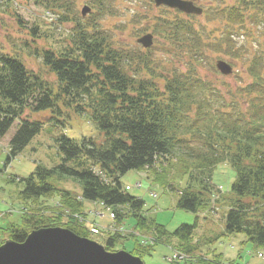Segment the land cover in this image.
Instances as JSON below:
<instances>
[{
  "label": "trees",
  "instance_id": "16d2710c",
  "mask_svg": "<svg viewBox=\"0 0 264 264\" xmlns=\"http://www.w3.org/2000/svg\"><path fill=\"white\" fill-rule=\"evenodd\" d=\"M25 1L56 12L60 23L72 29L61 48L42 49L43 63L57 82L35 73L17 55H0V139L19 122L8 161L44 124L25 117L27 111L61 112L59 104L74 106L90 113L104 139L57 140L62 161L52 168L38 165L23 179L20 199L27 208L22 224L11 225L9 239L24 242L31 231L47 227L92 239L80 220L86 217L85 200H91L112 208L117 227L127 219L135 222L126 235L108 233L102 244L109 251L133 240L130 252L142 259L165 244L197 264H225L222 255L208 257L206 242L195 238L198 220L169 232L146 214L144 200L131 195L121 179L130 171L145 172L168 191L176 190L178 179L185 185L177 190V208L200 214L221 192L213 183L214 169L230 163L236 180L223 235L244 234L264 250V0H212L204 13L206 24L201 16L185 17L169 8L157 17L137 13V20H145L161 40L160 48L149 49L123 45L105 27L106 16L115 14L109 0H90L95 10L85 18L76 0ZM38 29H31L33 36L39 37ZM256 32L263 42L254 49ZM223 57L240 68L233 84L216 68ZM69 180L80 185L81 195L62 186ZM55 198L57 206L47 204ZM135 231L154 242L143 244Z\"/></svg>",
  "mask_w": 264,
  "mask_h": 264
},
{
  "label": "rangeland",
  "instance_id": "374dc122",
  "mask_svg": "<svg viewBox=\"0 0 264 264\" xmlns=\"http://www.w3.org/2000/svg\"><path fill=\"white\" fill-rule=\"evenodd\" d=\"M77 11L82 14L84 7H89L91 13L95 10L90 0H76ZM115 6V14L107 15L104 25L113 29L116 34V40L123 42V45L137 46V40L147 33L154 35V48L161 47V40L158 38L151 27L145 26V20H137V13L149 16H160L166 14L162 8L156 7L154 0H109ZM200 6L206 10L212 0H198ZM217 2L213 1L216 5ZM173 11V9H170ZM175 11V10H174ZM188 17L185 14H182ZM200 21L206 24V18L201 16ZM22 20V22H20ZM0 55L8 53L17 55L26 65L35 73L41 74L50 82H57L56 75L50 72L44 65L42 59V49H59L68 40L72 24L60 23L59 15L51 10H47L32 1L25 0H0ZM214 24V23H212ZM37 26L39 37L33 36L31 29ZM150 26V25H149ZM251 39V38H250ZM264 39V38H263ZM260 32L252 36L253 48L258 47L259 42H263ZM250 40V41H251ZM141 47V46H140ZM142 48V47H141ZM144 49V48H143ZM158 51V49H156ZM230 62L229 58H224ZM240 68H235L234 71ZM233 75L227 77L228 83H234ZM60 111L47 110L40 113L27 111L25 117L44 122L42 129L36 135L31 143L15 158L8 161L10 153V140L18 129V121L0 139V233L1 239L9 240L11 225H21L24 210L27 203L20 199V193L24 190L25 183L23 179L28 178L35 172L38 165H45L52 168L62 161V153L58 148L57 140L62 136L74 139L83 137H93L99 143H102L104 134L99 131L97 126L91 121L90 113L80 112L73 106L71 108L64 104H59ZM213 183L221 190L213 197L211 209L200 214L177 208V190L180 185L184 187L185 183L177 180L174 185L175 191H168L164 185L156 183L153 177L145 172L130 171L125 174L121 181L124 187H128V192L145 202V212L149 217L167 227L171 233L176 231L181 225H194L198 220V226L195 231V238L206 242L204 246L208 257L222 255L223 262L228 264L235 262L237 264H264V259L258 254L264 250L258 249L244 234L223 235L225 233V217L232 204V185L236 180V170L230 163H221L214 169ZM141 187H137L138 184ZM184 183V184H183ZM69 190L81 195L80 185L72 180L62 184ZM156 195V196H155ZM52 207L57 206L58 198L47 202ZM86 217H81V221H87V226L91 224L100 225L103 230L115 232L109 214L100 216L105 208L91 200H85ZM88 218V220H87ZM96 225V226H97ZM135 222L133 219H127L124 227L127 231L122 234H128L134 230ZM108 226V227H107ZM106 227V228H105ZM136 232V231H135ZM138 236L140 234L136 232ZM107 234L101 236L91 235V238L102 244ZM141 240L153 241L148 235L140 236ZM0 239V243H1ZM143 241V244L148 242ZM176 241H173V243ZM174 243V244H175ZM134 247L133 240L125 242L124 245H118V250L127 249L132 251ZM174 245L158 244L151 256L143 258L145 264H170L169 260L177 253ZM202 256L200 259L204 258Z\"/></svg>",
  "mask_w": 264,
  "mask_h": 264
},
{
  "label": "water",
  "instance_id": "95a60500",
  "mask_svg": "<svg viewBox=\"0 0 264 264\" xmlns=\"http://www.w3.org/2000/svg\"><path fill=\"white\" fill-rule=\"evenodd\" d=\"M157 7L166 6L188 15L201 16L204 9L194 0H154ZM91 12L84 7V17ZM1 28V22H0ZM137 42L151 48L154 35L147 33ZM217 70L224 76L234 73L233 66L223 60L216 61ZM0 264H145L143 259L126 250L109 251L90 238L82 237L64 227H47L31 231L24 242L7 240L0 245Z\"/></svg>",
  "mask_w": 264,
  "mask_h": 264
},
{
  "label": "built area",
  "instance_id": "2783aa9c",
  "mask_svg": "<svg viewBox=\"0 0 264 264\" xmlns=\"http://www.w3.org/2000/svg\"><path fill=\"white\" fill-rule=\"evenodd\" d=\"M108 211H110V209L108 208ZM105 214L102 212L100 213V216H104ZM112 218H114V215L112 214L111 215ZM92 231L95 233V234H100V229L97 228V227H93L92 228ZM260 257H263L262 255H260ZM190 259L189 257L185 256V255H180L178 253H175V255L170 258V260H188Z\"/></svg>",
  "mask_w": 264,
  "mask_h": 264
},
{
  "label": "flooded vegetation",
  "instance_id": "af4514ba",
  "mask_svg": "<svg viewBox=\"0 0 264 264\" xmlns=\"http://www.w3.org/2000/svg\"><path fill=\"white\" fill-rule=\"evenodd\" d=\"M195 2L199 5L200 4V1H198V0H195Z\"/></svg>",
  "mask_w": 264,
  "mask_h": 264
}]
</instances>
